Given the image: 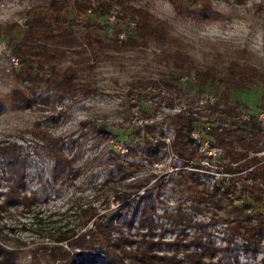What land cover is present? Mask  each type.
Wrapping results in <instances>:
<instances>
[{
    "label": "rangeland",
    "instance_id": "rangeland-1",
    "mask_svg": "<svg viewBox=\"0 0 264 264\" xmlns=\"http://www.w3.org/2000/svg\"><path fill=\"white\" fill-rule=\"evenodd\" d=\"M124 1L167 22L169 39L163 44L149 40L119 51L101 50L86 34L110 42L122 29L119 39L123 40L132 33L134 24L118 21V7L104 18L89 14L83 19L100 27L85 30L80 26L74 44L62 48L64 55L58 62L60 71L73 67L75 95L62 99L41 84L30 105L17 107L12 102L13 90L29 84L18 79L23 64L8 42L21 35V30L11 27L18 23L25 29L28 10L44 5L45 0H0V141L17 143L28 155L26 187L38 197L30 209L21 204L0 209V244L15 252L4 264H58L50 258L48 249L53 238L65 229L85 231L79 217L82 208H96L100 213L108 207L115 209L119 205L115 191L137 189L130 201H139L144 191L151 190L157 211L151 236L161 243H144L135 203L128 212L132 220L121 227L129 238L127 249H147L158 255L176 253L180 264H187L185 251L193 246L186 242L203 233L204 241L210 240L216 247L213 258L208 256L203 264H264V231H258L251 240L237 232V225L256 226L257 213L264 212L263 205L248 211V203L234 191L241 187L236 181H241L245 173L234 177L229 194L219 185L211 187L217 178L212 173L202 176L196 170L184 169L171 173L181 161L183 168L190 164L172 148L177 133L171 122L178 114L193 112L200 120L196 125L202 137L217 145L209 130L205 131L206 125L231 127L240 115L264 110V83L232 91L215 84L200 87L195 71L187 69L214 68L224 74L231 62H237L264 74V0H208L210 10L202 5L178 10L171 0ZM177 56L187 57L189 63L183 66ZM138 81L157 84L137 92L131 84ZM94 89L99 92L90 94ZM210 95L221 109L235 107L233 116L221 109L216 113L212 107L205 109L201 101ZM147 126L157 131L154 142L160 141V148L155 152L147 151ZM39 130L58 137L64 153L74 156L82 167L74 183L53 177L54 161L47 155L45 141L35 133ZM195 146L203 154L199 142ZM221 153L224 155V151ZM118 161L126 167L122 172L116 168ZM221 163L227 161L222 159ZM200 164L198 167H202ZM181 172L197 173L199 183L195 184L191 175L184 180ZM3 175L7 174L0 166V203L7 190ZM106 196H110L108 203L104 201ZM82 261L109 264L102 258ZM130 261L126 260L128 264Z\"/></svg>",
    "mask_w": 264,
    "mask_h": 264
},
{
    "label": "trees",
    "instance_id": "trees-1",
    "mask_svg": "<svg viewBox=\"0 0 264 264\" xmlns=\"http://www.w3.org/2000/svg\"><path fill=\"white\" fill-rule=\"evenodd\" d=\"M171 1L178 10H182L186 5H202L205 10L211 9L208 0ZM116 7L120 11L116 16L119 22L134 24L131 28L132 33L126 39L121 40L119 36L123 31L119 29L116 33L117 38L110 42L99 37L91 38L90 34H86V37L96 42L101 50L119 51L123 47H138L149 40L163 44L169 39L170 31L167 22L124 0H45L44 5L28 10L25 29H22L18 23H14L11 27L21 30V35L11 37L8 42L13 55L23 64L18 73V79L29 84L25 89L13 90V104L17 107L30 105L41 84H46L62 99L72 98L77 92L73 67L66 66L61 71L58 68V62L64 55L62 48L74 44L77 38V29L80 26L85 30L93 26L100 27V24L91 23L87 19H83L84 17L89 14L94 18L108 17ZM2 33L3 28H0V34L2 35ZM177 61L183 66L189 63V59L184 56H177ZM187 69L190 73L195 71L194 77L200 87L215 84L232 91L248 88L258 82L264 83V74L256 67L240 65L237 62H231L224 74H220L214 68L200 70L188 67ZM179 79L180 77H176V80ZM153 84L157 83L138 81L132 83L131 87L137 92H143ZM98 92V89H94L90 94ZM205 106V109L212 107L213 113L221 109L218 103ZM221 110L227 111L233 116L236 108L228 107L226 110ZM199 121L193 112H183L173 118L171 122L177 133L172 142V148L182 159L192 162L194 167L199 166L206 158L199 153L191 136L192 130L197 128L196 124ZM215 122L213 121L211 124L214 125ZM146 130L147 151L155 152L160 148V141L154 142L157 131L154 126H147ZM35 133L45 141L47 155L54 161L53 177L56 180L63 178L62 181L68 180L70 183H74L82 171V167L76 164L74 156H67L64 153L58 137L43 130L35 131ZM209 135L218 146L224 149L223 160L227 161L225 164L227 171L231 173L245 172V177H241L244 188L234 191L239 192V199L242 202L248 203V211L255 209L256 205H263L264 208V186L261 183L264 175V156H259V153L264 152V146H262L264 130L257 119L251 117L250 120L244 121L239 120L238 117L232 122L231 127L211 126ZM0 160L2 164L0 166L5 169L7 174L3 175L7 180V190L4 192L5 198L0 203V209L4 210L9 204H21L30 209L38 197L36 192L28 191L26 187L28 155L22 151L19 144L0 141ZM116 168L119 172L126 169L121 161L117 162ZM251 168L253 170L250 172ZM179 175L184 180H187L188 175H191L194 183H199L198 175L195 172H181ZM250 179L251 183L249 184ZM233 180L234 178L231 182ZM233 185L234 182L228 185V192ZM138 192L139 189L115 191V196L119 199L118 207L115 209L108 207L102 213L96 208H82L79 217L81 228H85V231L76 230L74 227L59 232L53 238V245L48 249L50 258L58 264H82V260L86 258L91 261L102 258L109 264H128L127 259L131 260V264H180L182 261L176 253L158 255L147 249L133 251L125 247L129 238L121 231V227L123 223L131 219L128 212L135 203L138 205L136 208L137 224L143 230L144 243L153 245L161 241L159 239L156 242L151 236L154 226L153 217L157 215L155 201H151V190L144 191L139 201H130L132 196ZM109 198L110 196H106L104 201L108 203ZM165 215L172 217L167 213ZM257 216L259 223L256 226H236L237 232H242L247 240L254 238L258 231H264V212L257 213ZM115 232H122V234L120 237H114ZM202 234H197L192 240L186 242L187 246H193L192 250L186 248L187 264H203L208 256L213 258L216 247L210 240L205 242ZM178 242L182 243L184 240ZM14 254L13 250L0 244V264L8 263Z\"/></svg>",
    "mask_w": 264,
    "mask_h": 264
},
{
    "label": "built area",
    "instance_id": "built-area-1",
    "mask_svg": "<svg viewBox=\"0 0 264 264\" xmlns=\"http://www.w3.org/2000/svg\"><path fill=\"white\" fill-rule=\"evenodd\" d=\"M215 100H216L215 97L213 95H210L206 99L202 100L201 103L203 105L204 104H206V105L207 104H214ZM251 117H255L264 130V110L259 111L258 114H256V115L244 113V114L240 115L239 120H244V121L250 120ZM207 124H209V123H207ZM210 128H211V126L206 125V127L204 129L206 131V129L210 130ZM191 136L195 142H199L200 149H202V151H203L202 155L206 157L201 162L202 167H198V166L194 167L193 163L189 162L190 164H187V166H184V168H183L182 166L184 165V161L180 160L181 166L176 167V168L173 167L171 169V173L179 172L182 169L189 170V171L196 170V171L200 172L202 174V176H204V174H207V173H212L214 176H217V178L215 179L214 183H212L211 187L213 188L214 186L219 185V187H221V189L224 192H225V190L227 191V187L229 184L232 183L231 182L232 179L234 177L238 176V174L241 175V174H244L245 172L231 173V172L227 171L225 165L223 163H221V160L224 157V155H222L221 151H224V149L220 146L214 145L210 139L203 138L202 133L198 128H195L194 130H192ZM224 154H225V151H224ZM251 155H253V153H251ZM214 161L216 163H213ZM200 166H201V164H200ZM210 167L215 168V170H212ZM252 170H253V168H251L249 171L251 172ZM236 183L240 184L238 186H241L238 190L244 188L241 181H238ZM248 183L249 184L251 183V179L248 181ZM261 183H262V186H264V175L261 179ZM207 184L209 185V182ZM228 194H229V192H228ZM230 195L232 196V194H230ZM249 211H251V209Z\"/></svg>",
    "mask_w": 264,
    "mask_h": 264
}]
</instances>
